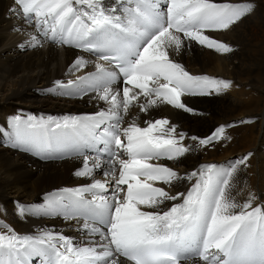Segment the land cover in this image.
I'll use <instances>...</instances> for the list:
<instances>
[{
    "label": "snow or ice",
    "instance_id": "1",
    "mask_svg": "<svg viewBox=\"0 0 264 264\" xmlns=\"http://www.w3.org/2000/svg\"><path fill=\"white\" fill-rule=\"evenodd\" d=\"M256 12V0H11L5 18L20 21L12 30L25 36L21 51L73 48L95 57L77 56L65 75L90 63L93 71L39 91L87 98L98 110L11 121L8 150L42 163L76 158L73 175L88 182L45 193L39 204L13 202L21 220L75 222L80 240L47 225L23 235L0 225V264H264V196L234 195L253 153L183 174L170 166L230 142L229 129L249 121L199 137L152 118L162 107L198 115L184 97L220 96L233 86L191 74L179 58L196 46L235 52L212 34Z\"/></svg>",
    "mask_w": 264,
    "mask_h": 264
},
{
    "label": "bare ground",
    "instance_id": "2",
    "mask_svg": "<svg viewBox=\"0 0 264 264\" xmlns=\"http://www.w3.org/2000/svg\"><path fill=\"white\" fill-rule=\"evenodd\" d=\"M256 2V14L243 24L232 31L212 34L233 45L237 49L235 52L221 55L196 46L179 58L191 74L230 80L233 86L220 96L184 97L198 115L177 112L170 107H162L152 114L153 119L167 118L189 136L199 137L208 135L217 125L249 121L229 129L230 142L205 152L192 153L181 163L170 165L183 174L201 164H226L233 158L253 153L250 167L241 173L240 184L234 192L239 201L245 200L250 190L264 196V0ZM10 3L11 0H0V133H3L0 145H4L0 147V225L7 224L22 235L34 234L37 227L47 225L50 231L80 240L79 233L74 230L75 222L33 217L21 220L13 208L14 201L25 205L39 204L45 193L87 183L73 175L80 160L71 158L42 163L31 155L8 150L7 145L8 135L12 132L11 121L17 115L23 118L28 115L60 117L97 111L98 107L87 102V98L54 97L39 91L51 87L56 79H75L77 75L94 70L90 63L85 70L66 76L68 65L77 56L89 61L94 59L73 48H61L51 53L47 46L35 52L21 51L17 45L25 36L12 30L20 21L5 18ZM104 3L110 5L112 0H104ZM136 111L133 110V115ZM96 178L104 179L101 175ZM4 231L0 228V232Z\"/></svg>",
    "mask_w": 264,
    "mask_h": 264
}]
</instances>
